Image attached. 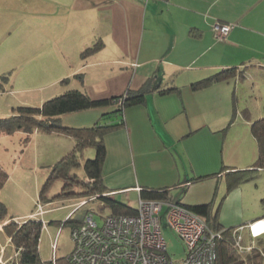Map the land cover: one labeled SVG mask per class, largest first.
I'll use <instances>...</instances> for the list:
<instances>
[{
    "label": "crops",
    "instance_id": "0c3cea01",
    "mask_svg": "<svg viewBox=\"0 0 264 264\" xmlns=\"http://www.w3.org/2000/svg\"><path fill=\"white\" fill-rule=\"evenodd\" d=\"M19 4L24 9L21 19L29 14L27 20L62 13L54 18L62 23V71L55 79H62V91L77 87L91 98H108L149 82L144 101L124 106L121 113L115 104L62 113V124L69 126H89L98 120L123 122L103 136L106 153L101 175L106 191L115 194L142 186L168 188L171 193L170 186L176 181L199 184L223 176L229 183V171L252 166L258 148L256 152L247 141L241 156V146L235 147L242 164H223L207 171L201 163L197 168L191 162L188 179L183 164L181 182L182 172L174 167V145L183 142L184 154L195 147L202 151L205 144L194 138H201L204 129L209 139L237 120L250 131L251 122L264 116V0H22ZM61 8L62 12L57 11ZM33 9L35 13L29 11ZM216 21L231 24L224 38H218L211 28ZM68 37L76 43L82 41L78 47L89 52L74 51L70 64L63 59L68 56L63 42ZM228 67H236L235 75L193 86L195 81ZM228 106L233 115L227 125L218 126L226 119ZM72 112L79 115H69ZM56 133L62 134V152L70 151L73 137ZM149 153H154L150 160ZM158 153L161 159L156 158ZM189 158L192 161L194 153ZM189 197L173 200L170 194L173 201L212 206L207 192ZM31 213L12 216L22 219ZM254 216L228 225L216 219L224 227H237L264 213Z\"/></svg>",
    "mask_w": 264,
    "mask_h": 264
},
{
    "label": "rangeland",
    "instance_id": "374dc122",
    "mask_svg": "<svg viewBox=\"0 0 264 264\" xmlns=\"http://www.w3.org/2000/svg\"><path fill=\"white\" fill-rule=\"evenodd\" d=\"M20 2L22 0H0V117L9 115L17 105H39L45 99L62 92V79L55 80L62 71V23L54 19L62 13L48 14L47 16L43 14L33 20H27L29 14L26 19H21L24 9L21 8ZM29 11L34 12V9ZM57 11L62 12V8ZM34 13L31 14L34 16ZM84 30L85 28H82L81 32ZM63 42L66 43L64 51L68 54L63 57L66 64H70L74 58V51L87 52V50H81L78 47L82 41L76 43L72 41L71 37H68ZM227 109L226 119L223 118L222 123H216L218 126L224 122L227 125L230 121L233 111L231 106H228ZM73 113L69 115H79ZM59 117L62 123V114ZM235 118L239 119V114H236ZM203 131L207 132L206 129ZM206 132L201 134V138H194L196 142L205 144L206 148L202 151L195 147L191 149V152H186V154L189 153L187 156L181 148L185 147L182 145L183 142L178 143L177 147L174 145V148L177 149L174 167H178L182 172L181 182L185 175L183 164L185 171L188 170V179V176L192 175L191 162L197 168L201 163L204 170L207 171L217 170L223 164H242L237 159L238 148L235 150V147L241 146L238 151L241 156L240 153L246 148L247 141L252 143L257 152V144L249 127L241 121L235 120L228 129L212 133L209 139L204 136L207 134ZM63 143L62 134L56 132L39 131L38 134L37 132L28 134L20 130L10 133L0 132V166L7 173V179L0 187V201L4 203L8 216L0 222V247L2 246L0 248V264H7L14 254L10 239L2 230L3 225L10 220L9 216L22 215L32 211L35 213L37 202L44 203V200L39 199V194L44 188L51 166L68 152H62ZM71 146H74L72 142L68 148ZM173 152L175 153L174 149ZM202 152L204 158H202ZM193 153L194 159L191 161L189 157L193 156ZM93 155V147H84L77 154L79 164L72 167L70 173L75 174L77 179H82L84 175L83 162ZM153 156L154 153H149L148 160ZM156 158L161 159L162 155L158 153ZM141 178L143 177L141 176ZM215 178L218 180H214ZM215 178L205 179L199 184L188 185L187 182L176 181L170 186L172 199H185L193 193L207 192L209 199L212 200V213L216 214L218 219L225 220V225H228L229 222L239 224L241 220L251 214L255 215L252 218L263 215L264 202L261 198L264 196V167L250 172L232 188H228V182L223 176ZM62 185L61 177L54 178L47 183L44 195L51 199L45 203L44 211L37 214L44 220L38 241V252L44 260L67 255L72 249L71 223H63L68 213L73 211L72 218H74L88 209L87 212H91L94 219L100 223L103 216L111 212L107 206L100 205V198L90 199L84 205L74 207L80 196L73 194L69 197H53L55 193L59 192ZM81 188L82 186L77 182L72 186V189L75 190ZM113 197L132 206H137L138 203V192L134 187L117 191ZM167 209L168 206L164 204L159 211V225L166 242L167 255L177 263L185 256L186 245L179 234L168 224ZM13 219L16 218L13 217ZM21 220V218L16 219L19 222ZM241 232L242 243L249 244L250 237L247 228ZM259 241H264V234L254 238V243L257 246H263L261 249L264 251V244ZM258 264H264V256L260 258Z\"/></svg>",
    "mask_w": 264,
    "mask_h": 264
},
{
    "label": "trees",
    "instance_id": "16d2710c",
    "mask_svg": "<svg viewBox=\"0 0 264 264\" xmlns=\"http://www.w3.org/2000/svg\"><path fill=\"white\" fill-rule=\"evenodd\" d=\"M236 70V67L222 68L207 77L195 81L193 86L197 87L206 85L210 82L227 79L235 75ZM148 89H150V85L149 82H146L140 88L136 90H127L124 94L119 96L94 99L80 88H66L59 94L45 99L39 105H17L9 115L0 117V132L10 133L20 130L30 134L34 130H37L47 133L54 131L64 132L71 135L75 142L73 148L61 156V158L51 166V171L47 177L44 188L50 180L61 177L63 179V185L59 192L55 193L53 197L62 198L74 194L80 196V198L85 197V203L90 199L100 198V205L107 206L111 211L110 213L133 214L137 212L136 207L129 203L116 200L112 197L113 193L102 194L103 192H107L102 182L101 175V168L106 153L103 136L106 132L122 125L123 122L121 119L117 122L105 123H101L98 120L89 126L76 127L62 124L59 115L64 112L105 106L108 104H115L117 111L121 113L124 106L143 102ZM250 132L257 143V157L250 168L234 169L228 172V188H232L250 172L259 167H264V116L251 122ZM86 146L93 147L94 155L93 157L85 159L83 162V178L77 179L75 174L70 173V170L72 167L79 164L77 154ZM6 179L7 173L0 166V187L4 184ZM75 182L82 186L80 189L81 191L72 189ZM139 187L140 189L137 190L138 196L142 198L171 200L168 188ZM44 188L39 194V199H42V201L44 200V203L39 201L43 204V209L45 203L51 199L44 195ZM261 199L264 202V196ZM176 202L186 205L201 215L207 225L212 229L221 231V236L216 241L215 264H258L260 258L264 256L261 253L262 249L256 244L248 251H239L234 245L232 237V231L235 227H224L217 221L216 215L210 216V203L188 205L179 200ZM87 211L89 210L82 211L74 218H72V211L68 213L63 223L70 222L71 226L77 224L82 220ZM7 217V209L4 203L0 201V222ZM9 217L10 220L3 225L2 229L9 237L14 248V254L10 257L9 264H71L66 255L54 258V262H52L51 259L44 260L40 257L38 252V241L41 228L44 224V220L40 216L36 215L22 218L21 222L13 219V216ZM259 242L264 244V241Z\"/></svg>",
    "mask_w": 264,
    "mask_h": 264
},
{
    "label": "built area",
    "instance_id": "2783aa9c",
    "mask_svg": "<svg viewBox=\"0 0 264 264\" xmlns=\"http://www.w3.org/2000/svg\"><path fill=\"white\" fill-rule=\"evenodd\" d=\"M211 28L218 38H224L231 24L216 21ZM111 193L113 191L102 194ZM85 201V197L78 199L74 207L83 205ZM164 204L168 206V224L186 245L185 256L177 263L167 255L166 242L159 225V211ZM136 208L137 212L133 214L109 212L100 223L91 212H86L82 220L70 228L72 249L66 255L68 261L71 264H215L216 241L221 231L212 229L201 215L173 200L141 196H138ZM43 211V204L38 201L36 212L28 217ZM263 220L264 217H261L234 228L233 243L239 251L254 247V238L264 233V227L261 229L263 232L258 233L253 230V226ZM245 228L251 238L247 245L242 243L241 231ZM261 253L264 255L263 250ZM51 261L54 262V258Z\"/></svg>",
    "mask_w": 264,
    "mask_h": 264
},
{
    "label": "bare ground",
    "instance_id": "6f19581e",
    "mask_svg": "<svg viewBox=\"0 0 264 264\" xmlns=\"http://www.w3.org/2000/svg\"><path fill=\"white\" fill-rule=\"evenodd\" d=\"M264 227V220L263 221H261V222H259L258 224H256L255 226H253V230L255 231V232H257L258 231V233H261V232H263L261 229ZM257 233V234H258Z\"/></svg>",
    "mask_w": 264,
    "mask_h": 264
},
{
    "label": "clouds",
    "instance_id": "9594fccd",
    "mask_svg": "<svg viewBox=\"0 0 264 264\" xmlns=\"http://www.w3.org/2000/svg\"><path fill=\"white\" fill-rule=\"evenodd\" d=\"M36 209H37V208H36ZM27 217H28V216H27ZM15 220H16V219H15ZM261 234H262V233H261ZM261 234H260V235H261ZM258 236H259V235H258ZM258 236H257V237H258Z\"/></svg>",
    "mask_w": 264,
    "mask_h": 264
}]
</instances>
